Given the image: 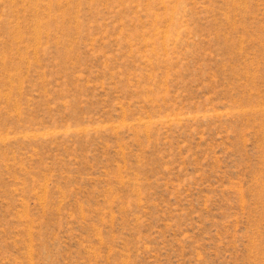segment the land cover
<instances>
[{"label":"rangeland","instance_id":"1","mask_svg":"<svg viewBox=\"0 0 264 264\" xmlns=\"http://www.w3.org/2000/svg\"><path fill=\"white\" fill-rule=\"evenodd\" d=\"M0 264H264V0H0Z\"/></svg>","mask_w":264,"mask_h":264}]
</instances>
